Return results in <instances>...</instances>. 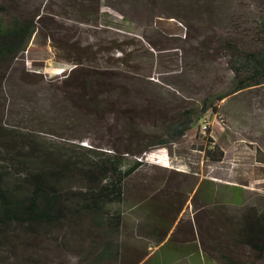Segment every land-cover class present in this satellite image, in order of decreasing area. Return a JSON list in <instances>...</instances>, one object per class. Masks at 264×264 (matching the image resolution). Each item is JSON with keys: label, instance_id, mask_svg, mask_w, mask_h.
<instances>
[{"label": "rangeland", "instance_id": "1", "mask_svg": "<svg viewBox=\"0 0 264 264\" xmlns=\"http://www.w3.org/2000/svg\"><path fill=\"white\" fill-rule=\"evenodd\" d=\"M77 1L0 0L3 19L8 14L45 16L41 33L4 79L0 123L24 125L35 108L46 114L50 108L75 105L65 81L75 65L57 58L51 31L87 46H119L124 51L115 48L98 56L102 66L122 71L118 81L122 97L115 99L111 111L102 115L90 111L79 120L80 132L88 138L83 143L107 150L111 144L125 149L127 140L142 145L137 134L127 138L113 129L122 118L149 128L162 114L171 121L187 110L200 114L205 95L227 92L232 73L218 40L238 29L235 14L257 20L264 4V0H152L136 11L122 0H103L99 22L87 23L90 17L77 10ZM172 13L180 19L170 18ZM219 108L179 142L139 157L145 166L129 180L122 205L120 264H146L169 243L177 250L171 264H192V252L197 251L211 264H224L221 252L244 264H259L249 248L235 241L234 230L250 206L264 212V86L230 95ZM206 125L225 153L221 162L206 159L201 150L207 144ZM92 237L96 235L88 226L61 234L55 243L20 237L8 261L0 264H78L79 253Z\"/></svg>", "mask_w": 264, "mask_h": 264}, {"label": "trees", "instance_id": "2", "mask_svg": "<svg viewBox=\"0 0 264 264\" xmlns=\"http://www.w3.org/2000/svg\"><path fill=\"white\" fill-rule=\"evenodd\" d=\"M102 1L78 0L76 8L89 15L87 23L95 20L98 23ZM151 2L122 0L123 5L136 11L147 8ZM121 14L123 19L127 18V14ZM168 16L180 19L177 14ZM233 17L238 29L218 40L220 52L232 73L230 89L222 94L205 95L200 114L187 110L180 119L172 121L162 114L149 128L134 126L122 118L113 129L127 138L137 134L142 139L140 147L127 140L125 149L117 144H111L108 150L84 144L88 138L80 132L79 121L90 111L99 115L111 111L115 99L122 97L123 87L118 82L122 71L102 66L98 55L115 48L123 49L101 47L105 44L99 43L94 44L97 46L94 50V45L70 41L69 37L61 38L51 31L49 38L57 58L75 65L65 80L72 88L71 99L75 105L56 111L50 108L46 114L35 108L30 122L24 125L0 123V263L8 261L20 237L43 238L55 243L61 234L88 226L96 237L90 238L87 248L79 253L78 264H120L123 251L117 235L124 223L122 205L129 180L145 166L139 157L153 148L179 142L200 120H205L206 114H218L219 102L226 97L264 86V4L257 20L241 14ZM6 18L0 17V95L4 79L45 26L42 13L36 17L8 14ZM205 132L207 144L201 150L206 159L223 161L225 153L210 137L209 126ZM234 232L235 241L252 251L255 262L264 264V212L250 206ZM176 253L169 243L146 264H171ZM192 254V264H204V259L206 264H211L202 251ZM219 258L224 264H244L224 252Z\"/></svg>", "mask_w": 264, "mask_h": 264}, {"label": "built area", "instance_id": "3", "mask_svg": "<svg viewBox=\"0 0 264 264\" xmlns=\"http://www.w3.org/2000/svg\"><path fill=\"white\" fill-rule=\"evenodd\" d=\"M206 127H207V125H206ZM206 129V128H205Z\"/></svg>", "mask_w": 264, "mask_h": 264}]
</instances>
